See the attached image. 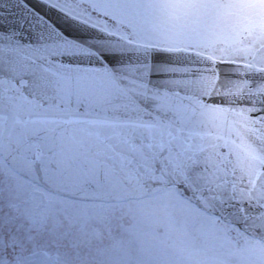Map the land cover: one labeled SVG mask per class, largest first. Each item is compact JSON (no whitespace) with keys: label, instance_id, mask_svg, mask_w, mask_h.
Instances as JSON below:
<instances>
[{"label":"snow or ice","instance_id":"1","mask_svg":"<svg viewBox=\"0 0 264 264\" xmlns=\"http://www.w3.org/2000/svg\"><path fill=\"white\" fill-rule=\"evenodd\" d=\"M41 3L67 19H52L41 14L33 0H20V27L0 30V203L15 214L9 219L27 223V239L33 245L28 255L22 245L12 264H51L39 239L85 231L121 209V202L96 195L120 187L121 174L151 178L160 185L156 191L162 203L174 205L206 231L227 240L233 228L231 213H225L221 202L226 192L219 184L222 165L215 152L219 138L210 131H192L218 108L202 98L209 80L198 73L214 62L231 63L216 60L215 53L222 50L218 46L231 48L243 34L264 38V4L91 0L93 15L105 14L112 19L109 23L86 16L80 0ZM248 9L256 10L255 19L248 16ZM25 21L31 39L21 31ZM78 25L89 30V38L73 35ZM97 33L102 34L100 39L94 38ZM131 38L137 45L135 57L114 70L118 55H123L120 42ZM196 56L204 57L203 63L194 62ZM53 90L74 104L59 117L53 115L58 110L49 108L33 119L26 109ZM65 122L79 125V132L69 139ZM87 138L110 157L111 167L97 175L96 163L85 165L81 175L90 188L92 182L95 187L75 199L53 177V170ZM12 147L18 155L9 159L5 152ZM138 227L126 226L131 232ZM243 241L237 253L247 257L251 250L255 264H264V241H250L247 236ZM0 247H5L2 239ZM0 264L10 262L0 257Z\"/></svg>","mask_w":264,"mask_h":264},{"label":"clouds","instance_id":"2","mask_svg":"<svg viewBox=\"0 0 264 264\" xmlns=\"http://www.w3.org/2000/svg\"><path fill=\"white\" fill-rule=\"evenodd\" d=\"M90 3L91 0H80L86 16H92L99 22H112L111 17L105 14L97 12L93 15ZM117 27L120 31H126L124 26ZM101 36V33H97L94 38L100 39ZM120 47L123 55H118L114 70L121 62L126 63L136 54L134 38L120 42ZM218 48L222 50L215 53L216 60L231 61L234 66L232 71L256 69L264 72V38L243 34L231 48ZM252 52H259L260 56L250 58ZM69 59L73 63L78 62L74 58ZM203 59L196 56L194 62L203 63ZM198 76L207 77L209 87L204 95L211 94L219 79V68L214 62L210 67L201 68ZM2 80L0 78V82ZM227 83L229 87L224 91L232 99V104L224 110L223 126L210 131L214 139L219 138L215 141L218 145L215 152L222 165L219 184L226 192L221 202L224 207L231 206L233 209L230 215L233 231L227 240L221 234L206 231L174 205L162 203L156 191L160 185L151 178H130L121 174L120 187L96 193L103 200L121 202V209L96 220L85 231L45 236L39 239V247L54 252L56 264H147L148 260H151V264H241L237 252L246 236L244 230L249 229L250 225L264 224V179L259 185L255 179L258 175H264V118L252 115L264 109V81L256 88L250 87V81L247 80H230ZM70 104H74V100L53 90L26 111L33 119H37L51 108L58 110L53 115L59 117ZM65 130L66 139H69L79 132V125L65 122ZM221 147L224 148L223 152L220 151ZM73 152L74 155L68 159L56 162L53 177L66 186L69 196L81 199L95 187L92 182L90 188L89 181L81 175L85 165L96 163V172L100 175L105 167H111L110 157L91 138L85 139ZM5 155L13 159L18 154L12 147ZM18 163L22 164L23 161L18 160ZM245 201L253 209L259 205V210L249 212ZM5 207V203H0V213L7 215ZM166 216L170 220L165 219ZM18 220L17 228L27 232V223L23 219ZM130 223L139 225L136 232L127 230L126 226ZM0 255H7L5 247H0ZM14 261L9 262L12 264Z\"/></svg>","mask_w":264,"mask_h":264},{"label":"water","instance_id":"3","mask_svg":"<svg viewBox=\"0 0 264 264\" xmlns=\"http://www.w3.org/2000/svg\"><path fill=\"white\" fill-rule=\"evenodd\" d=\"M20 0H0V25H3L4 28L0 30H8L10 28H19L20 22L23 17L19 14L18 5ZM39 7L41 14L51 17L55 20H66L67 18L60 12L55 9L48 8L46 5L41 3V0H33ZM75 24V22H71ZM22 32H27V39H31V33L28 31L27 22L25 21L24 29ZM69 31H73L70 27ZM74 36L83 35L85 38H89L91 35L89 30L83 26L78 25L76 30L73 31ZM24 38V37H22ZM219 79L216 81L215 86L212 88L211 94L204 95L202 98L208 104H214L218 106L217 110L214 112V115L210 118L202 119L194 128L193 132L196 134L207 133L209 131H214L216 128L223 126L225 121V108L232 104V99L224 91L229 87L227 83L230 80H247L250 81V87L256 88L260 85L261 81H264V72L260 70L253 69L247 72H235L232 71L233 64H219ZM191 75V74H189ZM220 113L221 116L218 114ZM252 115L260 116L264 118V112H253ZM5 137H7V131H5ZM256 183L259 185L261 180L264 179V175H258L256 178ZM245 207L249 212L258 211L259 205H256V208L253 209L247 201L244 202ZM225 213H231L233 211L231 206H226ZM247 232L260 236L264 239V227H261V224H255L254 228L245 229Z\"/></svg>","mask_w":264,"mask_h":264},{"label":"flooded vegetation","instance_id":"4","mask_svg":"<svg viewBox=\"0 0 264 264\" xmlns=\"http://www.w3.org/2000/svg\"><path fill=\"white\" fill-rule=\"evenodd\" d=\"M4 211L7 213V215H4V213H0V217H2V219H0V223H3L4 226L3 233H0V239H2L4 242L5 248L7 249V255H0V257H4L9 261H12L16 258L18 254L21 253L22 245L24 255H27L29 252H31L32 247L31 242H29L27 239L28 232H26L24 229L17 228L19 220L9 219L11 217H14L15 215L12 210L6 206ZM246 236L250 241H260L248 235ZM243 243L244 241L241 242L239 248L243 246ZM47 252L49 253V256L47 258L51 261V264H56V254L51 251ZM237 256L241 261V264H255V256L251 250L249 251L247 257L242 256L238 253Z\"/></svg>","mask_w":264,"mask_h":264},{"label":"rangeland","instance_id":"5","mask_svg":"<svg viewBox=\"0 0 264 264\" xmlns=\"http://www.w3.org/2000/svg\"><path fill=\"white\" fill-rule=\"evenodd\" d=\"M250 10V9H249ZM255 13H256V11H255ZM252 54H254V52H252L251 54H250V56L252 55ZM260 56V53L258 52V54L255 56V58H258Z\"/></svg>","mask_w":264,"mask_h":264}]
</instances>
